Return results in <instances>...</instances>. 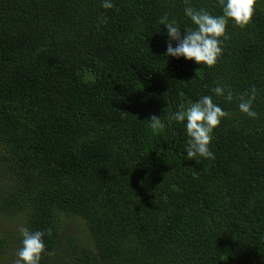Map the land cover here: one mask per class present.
<instances>
[{
  "label": "trees",
  "instance_id": "obj_1",
  "mask_svg": "<svg viewBox=\"0 0 264 264\" xmlns=\"http://www.w3.org/2000/svg\"><path fill=\"white\" fill-rule=\"evenodd\" d=\"M101 3L0 0V264L20 226L51 229L40 264H264V0L211 67L164 55L160 17L194 27L185 0ZM204 95L229 115L215 158L188 160L170 115Z\"/></svg>",
  "mask_w": 264,
  "mask_h": 264
},
{
  "label": "clouds",
  "instance_id": "obj_2",
  "mask_svg": "<svg viewBox=\"0 0 264 264\" xmlns=\"http://www.w3.org/2000/svg\"><path fill=\"white\" fill-rule=\"evenodd\" d=\"M255 2L256 0H218L221 14H213L205 8H195L190 5L189 0H185L187 6L184 8V15L194 27H182L175 19L170 20L167 15L160 17L159 24L164 25L166 29L164 55L173 58L183 57L199 65L214 66L223 52L229 20L237 26H246L253 16ZM114 6L113 0H102V8L112 9ZM105 22L99 20V23ZM211 91L216 96H224L228 101L233 99L231 90L221 84H217ZM255 96L256 90L253 88L247 99L243 95L239 98V111L251 118L257 115L252 109ZM228 115L229 113L215 103L210 95L201 96L187 108L181 104L171 113L170 119L182 123L185 134L190 138L185 148L188 160H195L196 157L215 158L209 147L213 139L212 132ZM146 120L153 132L165 128L160 116L153 114ZM18 231L22 239L15 264H40L41 255L46 251L44 237L46 233L51 236V229L30 230L27 226H20Z\"/></svg>",
  "mask_w": 264,
  "mask_h": 264
},
{
  "label": "rangeland",
  "instance_id": "obj_3",
  "mask_svg": "<svg viewBox=\"0 0 264 264\" xmlns=\"http://www.w3.org/2000/svg\"><path fill=\"white\" fill-rule=\"evenodd\" d=\"M4 223V220H2L1 218H0V226H5V224H3ZM9 225V224H8ZM7 225V226H8ZM12 258H9V261L11 260ZM5 261H7V260H5ZM11 264H15L14 263V261L13 260H11Z\"/></svg>",
  "mask_w": 264,
  "mask_h": 264
}]
</instances>
